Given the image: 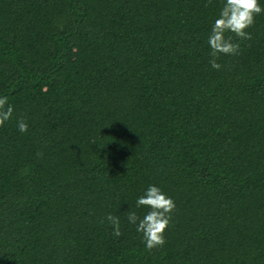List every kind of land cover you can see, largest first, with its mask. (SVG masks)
<instances>
[{
	"label": "trees",
	"instance_id": "obj_1",
	"mask_svg": "<svg viewBox=\"0 0 264 264\" xmlns=\"http://www.w3.org/2000/svg\"><path fill=\"white\" fill-rule=\"evenodd\" d=\"M223 3L0 0V264H264V14L216 70ZM149 185L176 204L151 251Z\"/></svg>",
	"mask_w": 264,
	"mask_h": 264
},
{
	"label": "clouds",
	"instance_id": "obj_2",
	"mask_svg": "<svg viewBox=\"0 0 264 264\" xmlns=\"http://www.w3.org/2000/svg\"><path fill=\"white\" fill-rule=\"evenodd\" d=\"M261 14H264V7L261 6L260 0H224L207 39L211 49L209 63L213 69L221 68V64L217 63L220 55L238 54L240 44L234 42V37L241 40L251 39V34L247 29L254 25L256 16ZM226 33L233 35L226 36ZM13 111L14 108L8 103V98L0 97V127L12 118ZM17 126L22 133L28 130V125L22 118L17 121ZM135 206L148 209L142 217L138 216L135 211L126 212L127 221L135 225L146 249L151 251L163 247L166 242L164 233L176 208L175 201L160 187L149 185L144 194L137 198ZM104 219L112 225L115 236L122 235L118 216L109 213ZM101 222L103 223V220Z\"/></svg>",
	"mask_w": 264,
	"mask_h": 264
}]
</instances>
